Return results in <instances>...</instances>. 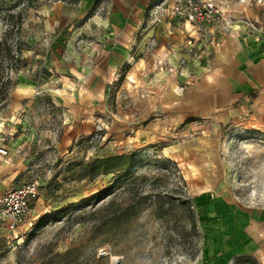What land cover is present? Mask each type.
Segmentation results:
<instances>
[{"label": "rangeland", "instance_id": "374dc122", "mask_svg": "<svg viewBox=\"0 0 264 264\" xmlns=\"http://www.w3.org/2000/svg\"><path fill=\"white\" fill-rule=\"evenodd\" d=\"M166 1L145 14L131 56L113 81L100 78L102 99L92 105L83 101V80L98 79L101 62L91 58L97 46L83 30L87 19L75 17L80 0H0V43L14 50L0 86L9 78L15 84L0 108V147L8 151L0 166L17 164L18 179L6 190L36 181L41 193L24 226L0 225V264H236L207 250L202 206L216 195L249 205L259 198L264 129L216 122L205 115L204 91L192 94L226 38L243 27L264 41V0H205L220 12L210 28L192 24L197 34L159 49L144 32L177 17V0ZM64 3L72 17L56 7ZM130 153L140 159L131 177L85 176L81 164ZM111 184L105 200L28 240L39 218ZM127 208L138 211L117 221Z\"/></svg>", "mask_w": 264, "mask_h": 264}, {"label": "crops", "instance_id": "0c3cea01", "mask_svg": "<svg viewBox=\"0 0 264 264\" xmlns=\"http://www.w3.org/2000/svg\"><path fill=\"white\" fill-rule=\"evenodd\" d=\"M152 1L80 0L75 17L87 19L83 30L92 31L94 46H97L92 50L91 58L101 62L94 71L98 79L89 76L83 80V101L89 99L92 105L97 102L100 104V78L113 81L118 69L131 56L135 34L143 27L145 14ZM56 7L64 9L66 17H72L73 6L64 3V6ZM94 10L96 12L91 14ZM210 26L206 25L208 29ZM194 29L192 24L172 17L161 20L156 28L146 27L144 36L146 39L155 38L159 49L167 48L168 45L179 47L188 32L197 34ZM246 31L242 27L236 35L226 38L210 66L211 70L195 86L192 95L197 99L204 91L202 104L205 115L216 122L248 124L264 129V41L257 42ZM88 52L83 51L82 54L85 56ZM27 91L29 88L21 89V93ZM62 94L59 105L64 108V92ZM4 157L0 156V164L4 162ZM16 166L11 161L0 166V196L18 179ZM202 209L205 214L204 233L206 240L210 241L207 250L212 257L235 260L248 256L258 264H264L263 207L216 195L214 198L207 197Z\"/></svg>", "mask_w": 264, "mask_h": 264}, {"label": "trees", "instance_id": "16d2710c", "mask_svg": "<svg viewBox=\"0 0 264 264\" xmlns=\"http://www.w3.org/2000/svg\"><path fill=\"white\" fill-rule=\"evenodd\" d=\"M159 1L160 0H153L149 6V9L152 6L158 4ZM19 52H21V50ZM13 53H14L13 48L5 47L3 43H0V69L2 63L5 60L13 59L14 57ZM17 59L20 62V54H18ZM13 85L15 86L12 79L9 78L4 88L0 86V108L7 102L9 96L8 89H10ZM81 165L84 168L85 176L90 179L99 175L107 176L111 174L113 175L121 174L122 175L121 177L125 178L128 176L131 177L134 174L135 169L138 168L140 165V159L139 156H137L135 153H130V154H122V155H111L103 158H96ZM115 189L116 186L111 184L103 188L101 191L93 194L92 196L84 198L79 202L68 204L67 206L61 209H58L50 214H46L42 216L35 222L32 233L28 236V240H31L35 236L37 231L40 230L41 228L45 227L50 223L60 222L72 211H80L86 209L87 207L91 206L96 202L99 203L105 200L107 197H109L114 193ZM130 211L131 210L129 208L123 210L122 213L119 214V216L116 218V220L118 221L119 219H123V218L128 219L133 215V213H136L138 210H135V212H131V213ZM235 261L236 264H258V262L254 258L248 256L237 257Z\"/></svg>", "mask_w": 264, "mask_h": 264}, {"label": "built area", "instance_id": "2783aa9c", "mask_svg": "<svg viewBox=\"0 0 264 264\" xmlns=\"http://www.w3.org/2000/svg\"><path fill=\"white\" fill-rule=\"evenodd\" d=\"M172 14L190 24H213L220 13L214 4L205 0H177L171 8ZM6 148H0V156H7ZM40 186L30 181L17 188L7 190L0 197V225L15 231L26 224L31 204L39 200ZM252 206L264 208V190Z\"/></svg>", "mask_w": 264, "mask_h": 264}]
</instances>
